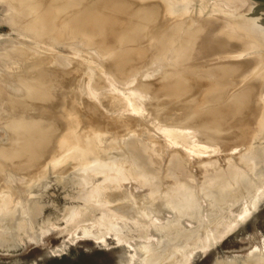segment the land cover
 <instances>
[{
    "label": "bare ground",
    "instance_id": "obj_1",
    "mask_svg": "<svg viewBox=\"0 0 264 264\" xmlns=\"http://www.w3.org/2000/svg\"><path fill=\"white\" fill-rule=\"evenodd\" d=\"M14 1L17 2L15 15L19 18V22L26 26L23 29L21 25L22 30L27 29L28 26L30 32L34 31V37L41 41L49 38L47 42H51L50 38L53 37L55 42L56 40L68 43L87 41L85 45L87 50L85 47L83 52L75 50L73 56L60 61L54 49L37 44L39 41L34 39L36 44L30 42V45L7 46L8 49L6 48L2 54L6 61L3 66L11 64L14 67L0 72V119L6 120L4 122L9 131L7 135L10 136V140H7L9 143L0 146V224L4 226H0L4 228H1L0 236L7 230V235L13 239L17 230L22 228V223L25 226V221L35 220L37 206L33 204L34 202H29L30 200L26 201L25 196L22 195L31 192L42 180L43 174L48 175L46 171L49 172L50 169L55 174L58 173L57 169L64 168L62 169L64 177H71L70 180L77 186L92 182L87 201L93 193L97 197H92L91 201L94 199L102 203L110 200L109 192L112 189H117L119 192L127 191L124 188V181L133 177L143 187H147V193L144 195L148 201L156 203L157 200L162 199V207L174 213L187 210L195 214L199 207L194 193H191L193 186L191 192L188 191L190 195L188 192L182 194L183 197L178 195L185 192L183 189L185 186L191 185L192 178L189 182L187 177L190 176L188 174L193 162L192 157L203 156L210 147L214 149L217 145L216 148H219L218 144L225 145V141L219 137L220 130L228 133L226 136L234 138L241 148L237 156L238 167L226 164L228 157H224L225 169L219 168L214 159L198 160L194 162V166L210 174L209 177L212 174L211 180L209 178L210 181L207 183L209 189L211 187L215 190L210 193L213 196L217 190L221 193L216 195L223 197V192L241 187V182H245L250 172L247 163L250 160L249 141L260 140V134L264 132V35L254 30L249 20H245L249 19V16L242 19L250 25L243 20H235L236 17L235 21H232L231 13L233 17L234 15L230 10L232 6L230 3L231 12L224 11L230 17L225 15L226 19H222L225 16L220 15L223 12H219L220 7L217 6L218 8H214L213 11L219 13L222 18L216 16L219 17L216 20L213 16L210 17L211 19L203 17L199 21L196 20L198 18H194L192 20L197 21L194 25L197 27H191L193 32L188 31L190 24L187 22V17L184 19L182 16L193 11L192 5L195 2L198 4V0H194V3L193 0ZM229 1L233 2V6L236 2L237 7L234 6L236 9L232 6L236 11L239 6L241 7L238 3H244L241 9L248 3L252 4L250 1L245 3L248 0L243 3L240 0ZM226 2L228 1L223 0L225 5ZM204 3L209 5V2ZM204 3L200 4L201 8L199 4L197 5L200 11H204L202 8L207 6ZM10 4L12 3H8ZM12 6L15 7L13 4ZM187 7L191 10L186 9ZM240 12L243 13V10ZM257 18L259 17L254 21H257ZM9 20H11L9 23L14 22L13 24L17 22L12 16L11 18L9 16ZM181 27H187L188 32ZM181 29L187 34L184 32L186 35H183L182 32L181 35ZM21 32L24 34L23 31ZM178 32L182 37L184 36V39H180ZM28 37L27 39H30ZM58 44L62 45L60 42ZM71 45L65 44V47L71 49L73 47ZM155 72L159 73L155 74ZM11 78L17 79L15 84L18 82L19 84L16 85H20L19 89L23 91L22 96L19 94L21 97L17 96V98L16 95L6 91V82L8 79H10L8 82H11ZM233 92L236 94L233 96L239 98L236 102L245 105L241 108L245 109L244 114L247 116L250 111L254 114L255 120L252 119L254 121L251 122L254 128L249 127V122L236 123L235 116L233 122L231 119L227 120L231 123L230 127L224 125L228 124L225 119L230 112L221 98L227 99L224 96H230ZM237 104H234L235 108ZM232 112L233 115L239 114ZM199 115L204 118L199 119ZM248 117L250 119L253 116ZM194 121L206 122L211 130L206 131L205 128L202 131L198 130L192 124ZM232 123L237 126L232 127ZM203 125L200 123L201 127ZM196 126L198 127V124ZM82 142L87 144L78 145ZM73 151L77 156L79 154V160L76 159V162L71 160L76 165H71L72 162L70 165L64 164L68 163L64 159L62 165L65 167L59 165V168L60 166L62 168H56L58 165L55 164H60L59 158L63 159V156L67 158L74 153ZM74 156L72 155L71 159L77 158ZM262 156L259 152L255 162V166L259 168L252 171H264L260 166ZM39 163L44 168L38 166ZM13 170L29 175L25 178L27 182L10 187L8 182L12 175L8 172ZM62 172L59 171L60 175ZM6 173L10 175L9 178ZM49 173L54 176L52 172ZM13 175L16 177V173ZM99 177L100 182L97 179ZM166 177L173 180V185L170 187L173 195L165 200L166 192L163 186ZM258 195L251 202L253 210L259 199ZM148 211L147 208L139 211L147 219L142 221L144 229L150 231L151 228H156L154 232L157 229L161 232L167 229L165 221L168 220L160 217L158 211ZM246 212L247 209H244L245 217ZM244 216L239 212L237 218H240V221L236 220L242 223L243 219H246ZM241 217L244 218L241 220ZM74 220L72 217V221ZM168 222L170 223V220ZM77 223L79 222L76 221ZM172 224L174 226V223ZM235 227L234 225L233 228ZM113 229L117 228L112 227ZM149 231L145 232L146 241L142 242L143 238L141 241L143 244L139 243L142 244L145 253L142 263L147 261L143 264L157 263L162 257L161 252L165 251L163 248V251L153 248L155 247L153 243L156 245L160 239L157 240L156 236L153 238L154 233L151 234ZM101 235L98 234L97 238ZM115 237L118 239L119 236ZM4 238L7 239L6 235ZM97 238L95 236V239ZM120 240L121 237L118 241ZM163 241L161 240L160 243L164 244ZM133 245H130L131 250L139 246L135 242ZM142 249L138 247L141 253ZM138 250L137 253H132L133 257L136 254L135 257L141 256ZM136 259L135 262H139L143 257H140L139 261ZM133 260H129V263L134 264L130 262Z\"/></svg>",
    "mask_w": 264,
    "mask_h": 264
},
{
    "label": "rangeland",
    "instance_id": "obj_2",
    "mask_svg": "<svg viewBox=\"0 0 264 264\" xmlns=\"http://www.w3.org/2000/svg\"><path fill=\"white\" fill-rule=\"evenodd\" d=\"M195 1L193 0L192 3H194ZM226 1L229 2V3L226 2L227 7L225 3H223V0H202V1L198 0L199 5L197 4V2H195L193 5L191 4L193 6V7L191 6L192 9L194 8L193 11H190L191 10L189 8L190 5H188L189 7H187L186 9L189 8L188 10L190 12L187 10L185 11H187V13L189 12L190 14L185 13L183 14L182 17L183 18L187 17L186 19H187V22H189L190 26H189V29L187 27L186 28L181 27V28H183L184 30L186 29V32L191 31L192 28L197 27V25L196 26L194 25L196 24L197 21L201 20V18L203 19V17H205L204 19H207V18L211 19L212 16L213 18L214 17L216 18V16L220 17V15H223V14H224L223 16H225L227 15V13L225 14V12H227L228 10V13L233 11L234 17L232 16V13H231L232 21L234 20L235 17H236L235 20L240 19L241 21L243 20L242 18L245 19V17L249 16V19L246 18L245 20H249L250 24L252 25V28L256 31H260L261 35H264L263 34L264 33V19H263L264 18L263 17L264 16V0H248L246 2L245 0H240L242 3L243 2L247 3L250 1L252 4L248 3L246 5L248 6L250 4V6L251 5L252 6L251 7L248 6L249 7L248 8L245 5L246 7L241 9V7H244V3L241 4L237 2L238 4L241 5V7L239 6L237 8V11L232 9L236 5V2L234 3V6H233V2H230L229 0H226ZM10 2L13 5H15V7H13L12 4L8 5V3ZM15 2L16 1L14 0H0V72L4 71L5 69L9 70L10 68L14 67V65L11 66V64H9L10 66L9 65L3 66V64L6 61L3 59L2 54L3 52H5L6 48L8 49V47L14 46V44L15 46L17 45L19 46L22 44L30 45V42L31 43L34 42L36 44L35 40H37L34 37V33H33L34 31L30 32L31 29L28 28V26H27V29L25 30L21 29L22 27L24 29L26 26H24V24L21 21L20 23L19 18H17L15 15L17 11V8H16L17 2L16 3ZM204 2H207V3L209 2L208 3L209 5H207ZM202 3H204V5H207V6L203 5L204 7L202 8V10L204 11H200L199 9V7L200 8L202 7V5L200 6V4ZM230 3H232L231 5L233 6V7L231 6V8L229 7ZM10 6L11 8H9ZM217 6L220 8H218ZM205 7L207 9H205ZM13 8L15 10H13ZM214 8L220 9L219 12H223V13H220L219 15V13H216L215 10L213 11ZM229 8L231 11H229ZM9 9H12V10H9ZM218 9H217V12H218ZM240 9L243 10V13L240 12L241 11ZM213 12L215 13L213 14ZM9 16L10 18L11 16L12 18L14 17L15 22L17 21L16 24H13L14 22L9 23V21H11L9 20ZM227 16L228 18L230 17V15H227ZM256 17H259V18H257L258 19L257 21H254L256 20L255 19ZM194 18H198L196 19L197 21H193L192 19ZM217 18L216 20H218ZM221 18L222 16L219 19ZM222 19H226V16L225 18L223 17ZM184 22L186 25H188L186 21ZM192 22L194 23L193 25L191 24ZM245 22L246 24L248 23L247 21ZM17 23L18 24L20 23V24L18 25ZM185 24H184V27L186 26ZM21 25L22 27L20 28ZM20 29L21 31L24 32V34L21 31H19ZM183 29H181L182 31H180L181 35H182V32L183 33L185 32ZM26 30H27V34H26ZM185 33L183 35L187 34ZM20 35L21 37H19ZM29 35L30 37H28ZM181 35L179 34L180 39L184 37V36L182 37ZM27 37L30 39H27ZM48 39L49 38H45L43 40L47 42ZM50 40L51 42L48 41L47 43H45L44 41L43 43L41 40H37L39 41V43L37 42V44H41L47 47L50 46L52 49H54V53L60 61L64 60L65 58L69 56H73V51L75 50L79 52H83L85 48L87 50V47L85 46L87 44V41L86 43L85 41L82 43V40L79 43L78 42L68 43L66 41L64 42V41H59V40H56L55 42L54 37L50 38ZM57 42L58 43L60 42V44L62 45H59ZM51 43H53V45H51ZM54 43H57V44L54 45ZM65 44H70V45L72 44L71 46H73L74 48L71 47L70 49L69 47H65ZM90 46H93V45H90ZM77 48H79V50ZM157 73L159 72H155V74ZM8 80L5 85L6 91L8 90V92L12 93L13 95H16L15 97L17 96L21 97L23 94V91L19 89L20 85L19 86L16 85V84H19L18 82L15 84V81L17 79L16 80L12 79L11 82L9 81L10 83L8 82ZM10 93L9 95L13 96ZM229 93H231V91ZM233 95H236V94H234L233 92L232 94H230V96L228 95L230 98L228 96H224V97H227V99L221 98L223 100L222 102H224V106L225 105L228 106L227 107L229 108L228 112H230L229 114L230 117L227 116L229 119H227V117L225 119L228 124L225 123L224 125H228V126L231 125V123H229L230 121H227V120L231 119L232 121L234 120V116H235L236 123L244 124V122L246 123L249 122V127L254 128V124L253 123L251 124V122L255 120L254 114L252 113V111H250V113H248L246 116V114H244L245 109L244 110L241 109L243 108V106L245 107V105H241L242 104L241 102H236L238 101L239 98ZM228 98L230 99V101H228L229 100ZM224 99L228 103L224 101ZM235 103L239 104V105L238 104L236 105V108L239 107L238 111L235 108V105H234ZM231 111H234V113L238 112L239 114L237 113L238 115H235V114L233 115V112L231 113ZM240 113H242L241 116H240ZM199 116H200L199 119L201 118V120L204 118L203 116L201 117V115ZM248 116H253V117H250V119L251 120L254 119V120L251 121ZM238 119L240 121H238ZM4 121L6 120L2 119L1 121L0 119V122H4ZM5 123L6 122L2 124L0 123L1 125L0 126V146L7 145L6 142L10 140V136H8L9 131H7V127ZM200 123L201 125L203 124L204 125L201 127ZM192 124H194V127L197 128L198 130L200 129V131L204 130L203 128H205L206 131L211 130V128H209L210 126H208L206 122H203V121L202 122L194 121V123ZM197 124H198V127L200 126L202 129L200 127L198 128L196 126ZM246 125L248 126V124ZM2 126L4 127L1 128ZM233 126L236 127L237 125L236 124L234 125L232 123V127ZM220 133H221L220 134L221 136L219 137L221 140L223 139L225 141L224 143L226 146L224 144H218L219 148L218 147L216 148L217 146L216 145L214 149L213 147H210L209 148L210 150L207 147L209 151L207 150L206 153H204L205 155L203 156L201 155L198 158H195L197 157L195 155L194 157H192L193 162H192V166L189 171V174H188L190 176L187 177L188 178L187 180L189 182L191 181V178H192V181L190 182L191 185L185 186L183 188L185 192L181 193V195H178V196H182V194L184 195L185 193L188 194L189 193L188 191H190L191 187L193 186L191 190L192 192L191 191L190 192L194 193L195 201L197 202L198 207H199L195 214L187 210H183V211L180 210L182 214L180 213V211L177 212L179 214H177L176 212L174 213L173 211L168 210L166 207H162V204H163L162 199L157 200L156 203L155 202L152 203L148 201L147 199H145L146 197L144 195L147 193V187H143L142 184L139 181H137V179H134L133 177H130V179H127L124 181V185H125L124 188L127 191L119 192L117 189H112L113 191L111 190L109 192L110 200L106 202H102V203H98L97 201H94V199L91 201L92 197L93 198L97 197V195L93 193L91 194L90 196L91 198H89V201H87V195L90 191L92 182H88L83 186H77L73 181L70 180L71 177L70 178L64 177L65 174H63L62 172V169L64 168L61 167V166L65 167L64 165H62V163L65 162L64 159L68 161L69 164L64 163L67 165H70V162L74 160L76 162V159L79 160V154L77 156L76 155L77 153L73 151L74 153L72 155L73 156L76 155L77 158L71 159L72 155L67 157L69 160L65 158V156H63V159L59 158L58 163L60 164H55V165L56 166L58 165V167L56 168H59V165H61L59 169L61 168L62 169L61 170L57 169L58 173H55V174L53 173L52 169L49 170V172H52L54 176L56 174L57 176H60L59 179L56 178L57 176L54 177L51 173L46 171L49 177H47L48 175L43 174V178L41 180L42 182L41 181H40L41 183L39 182L40 185L38 183L31 192H28L22 195V196H25L24 198L26 199V201L30 200L29 202H34L33 204L37 206L38 211H36V214H35L36 218L35 220H33L35 222H33L32 220H29V221L27 220L25 221V226L22 223L21 224V226L23 225L22 228H19L17 230L16 232L17 234L12 237L13 239L9 238L6 232L7 230L4 231L5 233H1V236L3 238L0 236V264H130L129 260H133L134 257L137 255L136 254L133 257L132 253H135L136 250H138V247L142 249L143 248V246L141 247V245L143 244L142 242H145L146 241L145 239H147L145 237L149 229H146V228L144 229L143 228L144 222L142 223V221H146L147 219L144 216H142L141 213H139V211L140 212L144 211V209L146 208H147V211L148 210H151L154 212L158 211L160 217H164V219L168 221L170 220V223L168 221H165V223L166 222L169 223V225H166L167 223L165 224V226H168L167 229L169 230L164 229V231L162 230L163 232H161L160 230L157 229L156 232H154L156 228L155 229L151 228L149 231V233L151 234L154 233L152 234L153 238L156 236L157 240L160 239L158 240L159 242H157L159 243L160 247L159 245H157V243L156 245L153 243V245L155 246L153 248L155 249L157 248L158 250L160 249L159 251H163L165 249V251L161 252L162 254L161 256L163 258L160 257V260L155 264H264V171H260V172L252 171L253 169L255 170L259 168L258 166H255V162L257 161L256 158L259 152L260 154L263 155L261 158V162L260 161L259 162L261 163L260 166H262L261 167L262 170L264 169V132L260 134V140L256 142L249 141V146L251 147V149L249 150L250 160H248L247 163H248V167L250 168V172H248V175L246 177L247 179L245 180V182H241V187L238 186L237 188L233 190H228L226 192H223V197L216 195L218 193H221L219 190L216 191V194L214 196L210 194L212 192H215L214 188H211V187L210 189H212V191H210L209 185L207 183V181L209 182L211 180L212 174L209 177L210 174L200 171L196 166H194L195 165L194 162L198 160L214 159L218 167L219 168L222 167L221 169H225L224 166L226 164H230L233 167H238L239 164L237 163V156L241 151V148L238 146V142L235 141L234 138L226 136L228 133L226 134L225 132H222V130H220ZM217 134L219 133L217 132ZM243 141L245 142V139ZM227 143L229 144L230 147H228ZM85 144L87 143L82 142V144L79 143L78 145L85 146ZM242 145H244V143H242ZM233 148L235 149L234 152H232ZM223 150H224V153L226 154L222 153ZM229 151L232 153L230 154ZM212 152L214 153L216 152V154ZM224 155H228V156H224ZM224 157H228V159L226 158L227 159L226 164L224 162L225 160ZM60 160H62V162ZM75 162H72L71 165L72 164L76 165ZM38 166L41 167L42 165L39 163ZM35 168H39V167H35ZM41 168H44V167H41ZM59 171L62 172L61 175ZM8 173L9 174L11 173L12 176L8 175ZM8 173H6L7 174L6 176L8 178L10 176L11 178V179L9 178L10 182H8L10 187L17 186L18 184H21V185L25 184L27 182L25 178L29 177V175L21 174V172L18 173V171L14 172V170L13 172L10 171ZM15 173H16V177H13L14 176L13 174ZM20 176L23 178H21ZM62 177L63 179H61ZM97 179L100 182V177ZM164 182L165 184L163 186V189L166 192V194L164 193L165 200H166L167 198H170L173 195V191L170 190V187L173 185L172 184L173 180L171 178L166 177ZM187 187L189 188L188 190H187ZM31 195H34L32 196L33 198L31 197ZM256 195H258L259 199H257L256 206L255 205L253 206L255 207V209L253 210L251 202L252 200H254ZM25 208L26 209L28 208L27 205L25 206ZM244 209H247L248 211L245 213L246 217L243 214ZM80 212L82 213V216ZM239 212L242 214V216L246 218L244 220L243 219L244 217H241V220L243 219L242 223L239 222L240 218H237L239 215ZM78 213L80 217L78 216ZM72 217H73V220L75 219L74 221H72ZM169 218L175 219L177 221L179 220V221L178 222L176 221L177 222L176 223L174 222L175 220L172 221ZM236 219H238L239 221ZM30 221H32L33 224H31ZM76 221L79 222L77 223L78 225L76 224ZM136 221L137 222L140 221V222L136 223ZM110 223H112L113 225L116 224L117 227H115L116 225L112 226V224ZM172 223H174V226ZM233 224L236 226L235 228H233L234 226ZM1 225L3 226L2 223L0 224V226ZM3 227H0V232H2L1 228ZM112 227L117 228V229L112 230ZM174 229L178 231L179 233L176 232ZM220 233H223L224 235L221 236ZM98 234H102L100 236L101 238L100 237L97 238ZM5 235L7 239L4 238ZM114 235L115 236L117 235V237L119 236L118 239H120L121 237L124 243L122 240H120L119 242L118 239ZM95 236L97 239H95ZM102 236L103 237L105 236V237L103 238ZM220 236L222 238H220ZM143 238H144V241H142ZM104 240H105V243H104ZM161 240L162 241L164 240L165 243L163 244L161 242L162 243L161 244L160 243ZM133 242H135V244L138 243L139 246L137 245L138 247H135V248L133 247L131 250L130 245H133ZM211 242H214V243H211ZM127 243L130 245H128ZM139 243H142V244L140 245ZM144 246L146 247V245ZM138 252L141 254V256L138 255L137 257H135V259L138 258L136 260L139 261V258L143 257V259L140 260L141 262L136 261L137 264H140L142 263V260L145 259L144 257L145 253H144V249H142L143 255L141 253V250H138ZM135 259L130 262L131 263L133 262L135 264L136 263ZM146 262L147 261H143V263H146Z\"/></svg>",
    "mask_w": 264,
    "mask_h": 264
}]
</instances>
